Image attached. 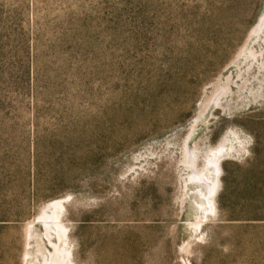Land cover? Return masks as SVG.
I'll return each mask as SVG.
<instances>
[{
	"label": "rangeland",
	"instance_id": "374dc122",
	"mask_svg": "<svg viewBox=\"0 0 264 264\" xmlns=\"http://www.w3.org/2000/svg\"><path fill=\"white\" fill-rule=\"evenodd\" d=\"M186 263L264 264V0H0V264Z\"/></svg>",
	"mask_w": 264,
	"mask_h": 264
},
{
	"label": "bare ground",
	"instance_id": "6f19581e",
	"mask_svg": "<svg viewBox=\"0 0 264 264\" xmlns=\"http://www.w3.org/2000/svg\"><path fill=\"white\" fill-rule=\"evenodd\" d=\"M207 174V173H206ZM206 174L204 175V178H206L207 179V176H206ZM200 182V181H199ZM187 264V263H186Z\"/></svg>",
	"mask_w": 264,
	"mask_h": 264
}]
</instances>
